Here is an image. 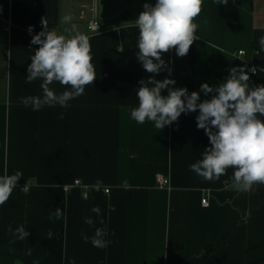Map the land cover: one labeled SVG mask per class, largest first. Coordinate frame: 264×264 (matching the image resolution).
I'll use <instances>...</instances> for the list:
<instances>
[{
	"label": "crops",
	"instance_id": "crops-1",
	"mask_svg": "<svg viewBox=\"0 0 264 264\" xmlns=\"http://www.w3.org/2000/svg\"><path fill=\"white\" fill-rule=\"evenodd\" d=\"M0 5V176L22 173L0 205L1 241L30 264L72 259L76 264H250L264 259V184L245 193L233 188L232 168L216 181L189 170L211 146L197 128L199 110L182 113L163 130L131 118L139 81L154 75L137 59L135 22L91 34L88 24L100 22L101 7H89L88 0H0ZM65 15L72 19L61 23ZM43 18L49 31L89 37L96 79L67 107L33 111L20 98L42 95V81L26 83V75L39 47L31 39L43 30ZM194 23L198 39L188 54L163 53L171 75L162 70L155 79H173L169 87L199 92L201 101L214 95L205 96L201 84L217 87L232 67L245 68L250 87L264 85V52L256 56L264 35V0H203ZM239 51L245 57H236ZM244 61L259 74L251 75ZM50 87L58 94L66 90L59 82ZM158 177L169 186L160 187ZM97 180L103 182L100 191L92 189ZM75 181L82 186L65 192ZM125 181L127 190L121 187ZM205 198L208 208L202 206ZM95 205L103 225L90 211ZM57 208L63 217L50 220ZM84 217L96 220L94 227H107L111 243L106 249L82 239L81 231L89 237L94 233ZM21 225L29 232L24 240L17 238ZM49 231L52 238L46 239Z\"/></svg>",
	"mask_w": 264,
	"mask_h": 264
},
{
	"label": "clouds",
	"instance_id": "clouds-1",
	"mask_svg": "<svg viewBox=\"0 0 264 264\" xmlns=\"http://www.w3.org/2000/svg\"><path fill=\"white\" fill-rule=\"evenodd\" d=\"M202 4L203 0H156L155 5H143L144 11L135 20L139 29L136 55L143 69L154 75L139 81L140 87L136 91L138 106L132 108L131 118L138 124L152 121L155 128L163 130L165 126L177 122L182 113L199 110L197 128L205 131L211 146L204 149L201 159L189 165V170L205 181H216L232 168L233 188L247 193L253 191L254 185L264 184V120L258 118L264 117V85L250 87V77L245 68L232 67L227 78L217 87L201 84L200 91L205 96L214 93L210 99L201 101L199 92L189 94L186 87H169L175 85L173 79H155V74L162 70L171 75V68L162 59L163 53L175 49L176 55L183 57L198 39V25L194 19L201 13ZM71 19V16H62L61 23H68ZM41 24L43 30L31 39V44L39 47L31 56L26 83L41 80L42 95L20 98V102L25 107L31 106L33 111H39L44 106L67 107L69 101L84 95L85 87L92 85L96 79L89 37L67 30V34L49 31L44 18ZM32 31L33 27L29 26V34ZM258 43L260 48L256 56L264 52V35L259 37ZM54 82H59L66 90L58 94L50 87ZM165 89L166 96L162 95ZM21 177L19 171L0 176V205L8 201ZM102 187L101 180L92 185L95 191H100ZM121 187L127 190L130 185L125 181ZM90 211L103 225L101 208L95 205ZM109 211H115V206L110 205ZM63 215V211L57 208L49 219L59 220ZM84 223L94 227L97 221L84 217ZM16 233L20 240L29 235L23 225L17 227ZM52 235L49 231L46 239H51ZM108 235L106 226L94 227L91 237L81 231L82 239L86 243L90 240L98 249L109 246ZM27 255H31V249ZM68 264H76L75 259Z\"/></svg>",
	"mask_w": 264,
	"mask_h": 264
},
{
	"label": "rangeland",
	"instance_id": "rangeland-1",
	"mask_svg": "<svg viewBox=\"0 0 264 264\" xmlns=\"http://www.w3.org/2000/svg\"><path fill=\"white\" fill-rule=\"evenodd\" d=\"M88 5L89 7L94 5L97 9L100 5V23L103 29L105 26L112 27L121 21L138 16L144 11L141 0H88Z\"/></svg>",
	"mask_w": 264,
	"mask_h": 264
},
{
	"label": "built area",
	"instance_id": "built-area-1",
	"mask_svg": "<svg viewBox=\"0 0 264 264\" xmlns=\"http://www.w3.org/2000/svg\"><path fill=\"white\" fill-rule=\"evenodd\" d=\"M3 11H4V7L2 5H0V15H3ZM88 31L91 33V34H98V33H101L104 29H103V26L101 25V23L99 21H91L89 24H88V27H87ZM246 53L244 51H239L238 53L235 54L236 57L238 58H243L245 57ZM244 63L246 64L247 68H248V71L251 75L253 76H256L259 74V69L244 61ZM254 70V71H253ZM157 183L159 184L160 187H168L169 186V181L163 177H158L157 178ZM82 186V183L81 181H75L72 185H68V186H65L64 187V191L65 192H69L71 191L72 189L74 188H78V187H81ZM23 191L25 193H27L29 191V188L28 187H24L23 188ZM106 193H109V191H106ZM202 206L204 208H208L209 207V200L208 199H203L202 201Z\"/></svg>",
	"mask_w": 264,
	"mask_h": 264
},
{
	"label": "trees",
	"instance_id": "trees-1",
	"mask_svg": "<svg viewBox=\"0 0 264 264\" xmlns=\"http://www.w3.org/2000/svg\"><path fill=\"white\" fill-rule=\"evenodd\" d=\"M141 3L144 5L145 3H149L155 5L156 0H141ZM138 16L131 17L128 20H124L121 22H135ZM0 264H30L27 262L17 251L13 248V246L4 243L0 240ZM250 264H264V259L252 262Z\"/></svg>",
	"mask_w": 264,
	"mask_h": 264
}]
</instances>
